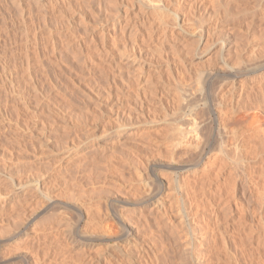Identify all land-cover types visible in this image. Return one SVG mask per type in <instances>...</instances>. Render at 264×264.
Here are the masks:
<instances>
[{
  "label": "rangeland",
  "instance_id": "1",
  "mask_svg": "<svg viewBox=\"0 0 264 264\" xmlns=\"http://www.w3.org/2000/svg\"><path fill=\"white\" fill-rule=\"evenodd\" d=\"M119 1L120 2H118V3L120 5L122 3V5L120 7H118V9H116L118 11H116V10L115 11L119 12V10L121 9L120 13H116L113 10L116 7L115 4H117V6H119V5H118L117 1H115L116 3H114L112 5L111 4V2H113L112 0H108V1L107 0H0V205H1L0 206L1 207V211H0V264H37V262H39L38 264H78L77 262L79 261V259H81V255L88 254V252L91 255L90 259H92V261L94 262L99 258V255H97V252H99L98 251L100 249L99 247H101L100 243L97 242L98 245L95 244L96 246L95 247L93 246L92 248L89 246H86V245L83 246L79 243L69 244V242H70L69 241L70 231L68 233V231H66V230L67 229L72 230L71 235L74 238H77L78 236L84 235V233L87 231L85 233V236L89 238V237L93 236L92 234L95 235V233L98 231V228L100 227L101 224H104V223L109 221V220L107 221V218L110 219V221L114 220L113 223L118 225L117 220L113 218L114 215L112 216V214L117 212L118 209H119L118 211H122L125 213L128 212L127 215L126 214L125 215L127 216V221L130 217L128 222L129 223L131 222L132 226H133V222H134V226H135V222H136V224L138 222L139 225L142 222H144L145 224L144 223L143 224L145 226L146 222L144 220L145 218L143 215L146 212L149 214V212L151 210V212H150L151 214L146 215L147 214L146 213L145 215L148 218H150L147 222L151 223L154 219V221L151 223V225L154 228L152 226H150V223H149L148 225L151 228H149V226L147 227V225H146L145 227L147 228V230L144 229L142 231L141 228H142L143 224L140 226L141 230L140 229L138 230V228H139L138 224H137V227L136 226L134 227V229L135 228H137V229H135V230L132 229L133 235L136 238V240L138 241L140 248L142 249L141 251H139V252H141V254L138 253V255H137V250H136L137 247L134 244L130 245V249L131 250L133 249V251H134L132 253L135 256V258L133 255H132V257L134 258V260L137 261V263L139 262V264H144V263L148 264L149 262H152V261H154L156 263L160 262V263L166 264V262L168 260H169V262L173 261L174 264H179L178 261H181V259L183 260L184 258H186L190 254V253H188V255H186L187 253L184 251L185 250L184 245H185V243H187V240H189L188 237H190V235H191L190 234V223H189V221L190 222L195 221V224L198 227L200 226L201 227V228L199 227L200 229H203L205 227L204 226L205 222H202V220L203 221L206 220L208 217L207 215H209L210 213H212L215 210H217V213H220L219 215L222 218V220L219 217V222H221V223L218 224L215 221V222H213L214 226H216L217 229H219L218 225H221V227H227L229 233L233 232L235 229L234 232L237 233L236 236H238V238L236 239V243H239V245H241L242 249L240 248L239 245L237 246L234 242L233 243L235 245L233 243H231L232 242L231 241V242H229L230 247H226L229 251L223 246V244L222 245L217 244L220 248L223 247L222 250L223 249L227 250V252H224V250H223V251H221V253H220V251H218V253H219L218 254V253H216L217 252L216 242L213 241L214 243H212V239H209V240H211L210 241L211 243L208 241H207L208 242L207 244L205 243L206 246H203V248L205 249L204 251H206V250L212 251L211 249L215 248V253L214 252L210 253L209 251L204 252L205 255L209 253L208 255H211L210 257L212 258V259H210L211 261L207 260L208 262H206V264H213V263L214 264H223V263L224 264H233V262L235 264V261L238 258H239V263L241 260V262H242L241 264H247V263L250 264L252 259H253L252 260L253 264H261L262 262H264V260H263L264 259V235H262L263 237L261 236V234H264V223H262V221H264V212H263L264 211L263 210L264 209V191H263L264 190V187H263L264 186V183H263L264 182L263 181L264 180V177H263L264 176V151H263L264 150L263 149L264 148V143H263L264 134H262L260 132L259 136L258 137L256 136V139L253 137H251V139H249L250 136L249 137L245 136L246 138L247 137L248 138L245 139V137H244L242 139L246 146H244V148H241V150H242V152H241L240 149L236 147V143H235L236 139L233 136V134L231 133L228 136V138H226V141H225V144L227 142V144H226L227 147L225 146L226 148H224V149H226L225 150L226 152L228 151L227 154L228 153L230 154V155L228 154V156H230V157L227 159L224 158V156H222L223 154L221 155L222 152L218 151V149L215 148V146L219 145L221 142L219 140L221 135H219L220 136L219 138H213L210 141V143H208V145L206 146L207 148L205 149L204 154L202 155V161H201L200 165L197 167V169L194 168L195 160H193V159L196 158V155H195V152L193 149H183V148L174 149L173 147H170V145H172V142H174L176 139V138L173 139V135H174V137H177V132H175V130H177V128H178L177 125L181 124L180 120L182 119V117H184L190 111L189 108H187V107L184 108L186 106L184 104V103H186L185 102L186 98H184L185 96L183 94V91L186 89V91H190V92H188L189 94H192L195 91L194 93L199 96L198 97L199 98L198 103H199V105H201V109L205 108L206 110L207 109L209 110L210 107H212L213 102L215 103V99L218 97V95H220L224 92L226 93V92L231 91L230 93H228V95L232 96V94L235 92V89H233L232 86H230V84L232 85L234 80H235V83H237L236 84L237 90L234 94H235V96H237L238 93L240 94V90H241L240 88H241V86H243L240 84H243L242 80L245 77V71H242L243 73H238L239 72L238 70H234L233 72H235V74L237 76L236 78H233L232 76H230V72H228V71L224 72L226 75L223 74V72H222V76L218 77V79L216 77H214L215 79H214L213 83H212V80H213L212 79L211 82L209 80V81H207L208 83L203 82L200 84L197 81V77H199V76L200 77L202 76V77L208 79L210 73L221 74V72H219L218 70H214L216 67H218L217 65L220 61L219 56L216 55L217 54L216 51H218V49H219L218 44H217L218 46L216 44H215L216 46L215 45H213L214 47L212 46V49L214 51L211 50L210 52H208L209 51L208 50L205 54H202L201 50L200 51L198 50L199 52L194 51V58L192 59V58L186 56L187 59L185 58L186 61H184L183 59H184L185 52H182L183 51L182 49L184 47L183 42H181L180 45H177V44H179V42H177L176 48L178 50H182V51H179L180 53H178V55L182 53V55H180V56L183 58H179L180 60H182V62L180 60H178V55L175 54L176 53L175 51H177V50L175 48H174L175 51H172L174 49L170 50L171 45L170 46L166 45L169 47H165V50H167V48H169L167 50L169 54L174 52L173 55L174 56L176 55V56L175 57L173 56V57L176 59H174L173 57H172V59H170L171 57H169V56L167 57L166 55H169V54H166V51H165L163 53V55L165 54V56H161L163 58V60L160 59V56L158 58H156L157 59L156 60L155 59V57H156L155 56L156 55L155 44L156 43L153 40L154 37L152 39H149V37H147L146 35H143L144 32L140 33L141 29L142 28L144 29L145 26L142 24V21H141L142 15L139 14V13H141V11H138L139 10V8H138L139 3H137L136 1H132V0L131 1L127 0L128 2L125 0H122V2H121V0H119ZM239 1L241 2V0H237L238 4H239ZM247 1L243 0L242 2H244V3L241 2L242 4L240 3L239 5L242 6V8L244 9L246 7V5H243V4L248 3L247 8L249 6L251 8H254L253 10H251V9L250 10H251V12L255 11V13H256L255 16H253L252 13H250L251 15L245 14L248 11V10H246L247 9L246 8V9H244L245 13L243 12L240 15L241 16L240 19H242L241 20L242 26L237 22V20H235V21H232V23L230 25H227L228 27L226 26L229 30L227 28L222 29L220 27V33L222 34V36L224 34L222 39L228 40L227 43L229 44V46L231 48H233V50H234V48H236L235 46L238 45L237 48L239 47V44H240L239 40H242V37H243L244 41L242 40L241 42H245V43L244 44L241 43V44L244 47L241 49L242 46L240 44V46H241L240 49L241 50L245 49V50H243L241 52V51H239L240 50L239 49L238 51L241 52L240 54L243 57L245 56L244 58H246V60L249 59L248 60L249 62H246L244 60L243 64L249 65L251 63L250 61H252V60H250L251 57H249V54L251 55V54H253V52L255 53V51H258V49L264 48L262 46V45H264V34H263L264 33V18L261 17L262 14H261V16L259 14V13H261L259 10L261 5L264 6V3H263L264 0H260V1L259 0H257V1L256 0H247ZM125 2H127V3H125ZM123 3H125V4H123ZM258 3H260V4H258ZM107 4H108V6H107ZM109 4H110V6H109ZM111 6L113 7L112 11H111V8H112ZM243 6H245V7H243ZM127 8H129L128 9L129 12L126 11ZM258 10H259V12L257 13ZM114 12L116 13L117 16L115 15ZM135 12H138V13H135ZM134 14H135V16H134ZM110 15H113V16H111L112 17L111 19H110ZM252 16L254 17V19H252L253 18ZM127 18L128 19L132 18V19H130L131 21L129 20L130 21L129 23H128ZM255 18L256 19L258 18V19L255 20ZM106 19L109 21H107ZM119 19L122 22L121 25L126 27L125 30H123V33L120 32V31H122V27H121V25L119 26V23H118ZM124 19L126 22L124 21ZM136 22L140 23V26H138V24H135ZM249 22L251 24H252V22H254V23L252 25L250 24L251 25L250 26ZM115 23H118V24H115ZM125 23L128 25H125ZM237 23L240 25V26L238 25L239 28L237 26ZM134 24H135V26H134ZM221 24H222V22H221ZM131 25H132L133 29L131 28ZM222 25L224 26V24H222ZM128 26H130V27H128ZM137 26L139 28V32L137 31L138 33L136 35L137 29L135 30L134 28H137ZM229 26H231V27L236 26V27H234L235 29H233V28L231 29L232 32L233 31H235V32L232 33L230 30L231 27L229 28ZM247 26L248 27L250 26V30H251L250 31L248 28V31H249L248 34L246 33L247 32L246 31ZM240 27H242V28H240ZM243 28H245L246 30L244 29L245 32H244V30L242 32L247 34L248 35V36L246 35L247 37L245 36L244 33L240 34L241 31H238V30H241ZM129 29H130V31H129ZM255 29L257 30V32ZM258 30H259V32H258ZM114 31L115 32L117 31L118 33L120 32V35L117 32H116L117 33L116 34ZM221 31L224 33H222ZM227 31H228V34H226ZM236 31H237V33L239 32V34L243 35V36L240 38V36L236 33ZM110 32H111V34H110ZM130 32H132L133 34L132 33L129 34ZM251 32H252V35H254V33H255L257 40L254 37H253V39L250 38V37H252ZM102 34H104L105 36L104 35L102 36ZM26 35H28V36H26ZM113 35H115V36H113ZM130 35L131 36L133 35L132 36L133 38L130 37ZM142 35L144 37L146 36L145 39H147L149 41V43L147 40H145L143 38ZM226 35H228V36H226ZM116 36H117V38H116ZM119 36H120V38H119ZM121 36H123L124 38L123 37L121 38ZM261 36H263V37L260 38ZM111 37H113V39H116L117 41H115L114 43L110 42V41H114V40H112ZM235 37H236V39H238V42L236 41ZM244 37H245V39H244ZM118 38H119V40H118ZM228 38H231V39L233 38V39L230 40ZM102 39H103V41H102ZM123 39H125V40L127 39V41H125ZM132 39L133 40L136 39L137 43H135L136 40L134 42L130 41ZM142 40H145V41H142ZM247 41H250V42L247 43ZM116 42H118V45L116 44ZM119 42H122V44L120 43V45H119ZM125 42L126 43L128 42L129 44H131V46L133 47V50L128 51L126 48L132 49V47L131 46L129 47L128 43L125 46V44H126ZM138 43H139V45H137ZM54 44L56 45V47ZM113 44H115V45H113ZM142 45H144V46H142ZM151 45L154 46L155 48L154 47L152 48ZM38 46H40V47H38ZM114 46H116L119 51ZM122 46H124V48L126 47L125 53H124L123 49H121L122 52H120L119 48L120 47L122 48ZM179 46L182 49L181 48L179 49L178 48ZM229 46H227V47L230 48ZM143 47H144V49H143ZM216 47L218 49H216ZM54 48H56V49H54ZM101 48H102V50H101ZM108 48H110V50H108ZM237 48L235 49V51H237ZM52 49H54V50L52 51ZM137 49H139V50H137ZM103 50H105V51H103ZM106 50H108L109 52H107ZM114 50H115L116 54H114ZM37 51H38V53L40 51L41 54L39 53L40 54L39 55L37 53ZM132 51H133V54L136 55V57H137V54L139 56V53H140L139 51H142L141 52L142 54L140 53V56L137 57V60H136V57L135 58L133 57L134 55L132 54ZM154 51H155V54L153 56V54L151 55V53ZM235 51H234V53H235ZM118 52H120L121 54H124V55L120 56V53H118ZM128 52L131 54H128ZM148 52H150V53H148ZM36 54H38L39 57ZM118 54H119V56H118ZM125 54L128 56L125 57L126 56ZM149 54L153 57V60L151 59V56ZM235 54H234V56H235ZM214 55H216L218 58ZM122 56L124 58H121ZM130 56H132V58ZM231 56H232V54H231ZM141 57H143V58L141 59ZM205 58L207 60H203ZM262 58H260V59L264 60V57H262ZM165 59L167 61L169 59L170 60L167 62ZM173 59H174V61H173ZM208 59H210L211 64L208 62ZM213 59H215L214 61L216 62V64H214ZM257 59L259 60V58H257ZM110 60H111V62H110ZM149 60L150 61L152 60L153 63L150 62ZM160 60H162V62L165 60V62L162 63ZM171 60H172V62H171ZM146 61H148V63ZM155 61L158 62L157 63L158 65L157 64L155 65ZM197 61H198V63H197ZM107 62H109V63H107ZM133 62H134V64H133ZM206 62L208 63L207 64L208 66L211 65L210 68H207L208 66L206 65ZM143 63H144V65H143ZM150 63H152V64H151V66L150 65L148 66V68H149L148 69L147 65ZM186 63H188V64H186ZM194 63H195V65H194ZM247 63H249V64H247ZM122 65H124V66L126 65V67L123 66V68H122ZM140 65H142V67H145V69H146L143 83L137 82V78L139 76V71L141 70ZM177 65H178V68L176 67ZM189 65H191V66L189 67ZM183 66L186 68H184ZM198 66H200V68ZM204 67L207 69H203ZM107 68L108 69L110 68V69L108 70ZM125 68L128 70H125ZM164 68H167V69H164ZM182 68H184V69H182ZM194 68H196L197 70L196 69L194 70ZM137 69H140V70H137ZM158 69H160L159 72H158ZM178 69H179V71H178ZM185 69H186V71H185ZM198 69H199V71H198ZM154 70H155V72H154ZM163 70H164V73L162 72ZM130 71L133 74L130 75V73H131ZM194 71H196V72L194 73ZM124 72L126 74H124ZM181 72H182V74H180ZM242 74H244V75H242ZM125 75H126V77H125ZM158 75H160V76H158ZM134 76H135V78H134ZM166 76L167 77L169 76L168 77L169 79ZM175 76L178 78H176ZM127 77H128V79H127ZM130 77H132V78H130ZM145 78H147V79L145 80ZM187 78H189L190 81ZM156 79H158L160 81H158V83H157ZM132 81H134L135 83ZM145 81H147V82H145ZM151 81H153V83ZM155 81H156V83H155ZM181 81H182V83H181ZM170 82H174L175 84H173V83L170 84ZM178 82H180V83H178ZM191 82L192 83L194 82V84H192ZM220 82L223 85H221ZM184 83H185V85H184ZM177 84H179L180 86H178ZM217 84L219 86H217ZM136 85H138V86H136ZM172 85H175V86H172ZM190 85L192 88L190 87ZM135 86H136V88L134 89ZM149 86H151V88ZM138 87H139V89H138ZM143 88L145 91L143 90ZM169 88H170V90H169ZM214 88L215 89L217 88V89L215 90ZM256 88H257V86H255V88H253L254 89L253 91L251 89L249 91L252 93V94L251 93L249 94L253 97L252 100L254 101L257 99L256 101H254V104L257 106V107L255 106L256 108L253 106L254 104L250 102L251 97L250 96L247 97V100L248 101L250 100L249 102H250V104H252L254 109H257L258 107H260V105H261V107L264 106V98H263L264 95H260V94H264L263 93L264 89H260L259 86H258V88H259L258 90ZM171 89H172V91H171ZM178 89L181 90L182 92L179 91ZM231 89H233L234 91ZM149 90H151V91H149ZM162 90L163 91L166 90V91L163 92ZM217 90H218V92H217ZM261 90H262V92H261ZM161 91L163 93L162 94L163 96L160 95ZM177 91H178V93L179 92L180 93L178 94ZM128 92L131 95L128 94ZM136 92L138 93V95ZM144 92L145 93L147 92L146 95ZM173 92H176V93H173ZM215 93H216V95H215ZM175 94H177V95H175ZM180 94L181 95L183 94V97L178 96ZM257 94H258V96H257ZM139 95H141V96L139 97ZM148 96H151V97H148ZM155 96L157 97V99ZM214 96L216 98H214ZM261 96H262V99H261ZM152 97H154V98H152ZM159 97H161L162 99ZM254 97H256V98L254 99ZM180 98L182 99V102L180 101L181 100ZM143 99H144V101H142ZM178 99H180V100H178ZM238 99H239V97H238ZM238 99L236 98V100H238ZM131 100L134 104L131 102ZM168 100H170V101L168 102ZM172 100H173V102H172ZM262 100H263V104H262ZM136 102H138V103L136 104ZM260 102H261V104H260ZM131 103H132V105H131ZM140 103H142V104H140ZM171 103L173 104L174 107L172 106ZM146 104L148 105V107ZM149 104H150V106H149ZM176 105L178 106L179 110L177 107H175ZM141 106H142V108H141ZM165 106H167V107H165ZM159 107L162 109H160ZM136 109H138V110H136ZM158 109H160L162 112L160 110H159L160 111L159 112ZM166 109L168 112L165 111ZM183 110H184V112H183ZM164 111H165V113H164ZM181 111H182V114H180ZM243 112L238 114V116H237L238 118L233 117L234 119L233 118L231 119V122L233 120V122L231 123V126L234 123L232 127H235V129L239 128L238 129L239 131L243 130L242 129L244 127L243 124L245 122H247V121L244 122V120L248 119V116H247L248 111H243ZM166 113L168 116L166 115ZM172 113H174V114H172ZM178 113L180 114V116ZM245 113H246V115H245ZM154 115H156V116H154ZM164 115H166V116H164ZM243 115H245V116L243 117ZM239 116H240V118H239ZM164 117H166V119ZM169 118H171V119H169ZM173 118L175 119V121H173L174 120ZM237 119L239 120V122ZM118 120L119 121L121 120L122 122L120 121L121 122L120 123ZM116 121L118 122V124ZM236 121H237V123H236ZM140 122H142V123H140ZM235 123H236V125H235ZM172 124L173 125L176 124V126L175 125L173 126ZM237 125H238V127H236ZM245 126H246V123H245ZM167 128H169V129H167ZM146 131L148 133H146ZM139 132L140 133L142 132L143 136L144 135L145 136L143 137L142 134H140ZM175 134H176V136H175ZM260 135L262 138L260 137ZM142 137H143V139H142ZM145 137H147V138H145ZM231 137L233 139H231ZM133 139L138 140V142L136 140L133 141ZM123 140L124 141L127 140V142H125V144H124ZM139 140H141V141H139ZM170 140H173V141H170ZM246 140H247V142H246ZM217 141H218V144H216ZM256 141H258V142L256 143ZM261 141H262V143H261ZM229 142H230V146H229ZM147 143H149V144H147ZM259 143H260V145H259ZM135 144H136V146H135ZM164 144H166V145H164ZM209 144H210V146H209ZM233 144H235V145H233ZM257 144L259 146H257ZM113 148H114V150H113ZM218 148H220V146H218ZM251 148H253V149H251ZM214 149L217 150V152L214 151ZM224 149H223V152H224ZM95 150H96V152H95ZM237 150H239V151H237ZM212 151L216 152V156H215L216 165L213 166L214 165L213 164L212 165L213 168L211 167V168H209V170L207 169L208 171H206L205 168L208 166V163L214 160L215 154ZM230 151H233V152H230ZM156 152H158V153H156ZM184 152H186V153H184ZM242 153H243V155H242ZM172 154L174 155V157ZM217 154H219V157ZM232 154H234V156ZM237 155L239 158L241 157L240 159H242V161H244L243 163H241L242 165L240 163H239V165H241L246 172L248 171L247 173L245 171H243V168L241 166L239 167L237 162L240 160L237 157ZM239 155H241V156H239ZM252 156H253V158H252ZM92 157H94V158H92ZM175 157L177 160L175 159ZM161 158H162V161L164 160L163 163H165V164H169L170 162H173V160H174L173 163H174L175 167L183 168L179 171V175L182 176L179 178V180L182 181L181 186L183 189L177 185V183H176L177 178L176 177L174 178L171 175V170H166V169L162 168ZM220 158H222V159H220ZM146 159L149 161L148 162L145 161ZM235 159L238 161H236ZM79 162L80 163L83 162V163L80 164ZM225 163L227 165H225ZM76 164H78V165H76ZM82 164L84 167L86 166L87 168L85 167L86 168L85 169L82 166ZM218 164L220 166H222L223 169ZM243 164L245 167L243 166ZM256 166L257 167L259 166L260 168L259 167L257 168ZM69 167L70 168L72 167V168L70 169ZM73 167H75L76 169ZM214 167H215V169H217L218 167H219V169H221V170L217 169V170H219V174L221 173L219 176H215L214 173L215 172L218 173V172H217V170L214 169ZM81 169H82V171H81ZM204 169H205V171H204ZM83 170H87V171H83ZM260 170H261V173H263V174L260 173ZM258 171H259V173H258ZM65 172H67V173H65ZM79 172H86L87 174L90 175V177L88 175L86 176L85 175L86 173L85 174L81 173L84 175L83 176V175L79 174ZM91 172H92V174H91ZM203 173H205V174L203 175ZM246 175H247V178L245 177ZM73 176H75L76 178L73 179ZM155 176H158V177L164 176V180H165L166 184H167V182L170 184L172 182L171 185L167 184V188L164 191L166 198H168L165 200H166V207L168 209L167 212L169 213L168 214L169 218L167 216L165 218H163L164 215L158 216V214H156V212H155V208H154L155 206L153 205V202L150 200L144 206H142L143 213H144V214H142V216H141V214H139V212H134L135 208H133V206H131V205H127V206H124L126 208H122L123 205L120 203L119 200L124 198V196L128 195V197L129 196L131 197L130 199L134 198L133 200H131V201H134L135 199L142 198L141 196H139V195H142L141 192L143 194H146V192L149 191V188H151L150 190H153V187H156V189H159V184H158V181L156 180ZM84 177H87V178H84ZM68 178H70V179H68ZM217 178H218V180H216ZM250 178L253 179L252 182H251ZM72 179H73V181H72ZM207 179H209V180L211 179V180L209 181ZM213 179L216 181H213ZM254 179H256V180L254 181ZM203 180H204V182H203ZM169 181H171V182H169ZM227 181H229V182L227 183ZM145 182H146V184H145ZM207 183L213 184L211 187L214 186V183L215 184L216 183H220V184L223 183V185L224 184H226V186L229 185L228 187L231 186L230 187V189L232 188L231 190H228L229 188L225 186L226 187L225 188V194H226V192L229 191V193H227V195L229 197L227 195H225L227 198L226 201L230 200L229 198H231L230 202H225L226 206H225V204L222 205L223 204L222 202L221 203L217 202L218 200L216 201L217 204L214 202V205H213L212 204L213 202H212L211 203L212 206L209 204L210 202H205L207 200L215 201L216 198L213 195H216L218 197V194L217 193L215 194L214 191L213 192L208 191V189L211 187H209L210 184L208 185ZM258 183H259V185H258ZM150 184L153 186H149ZM232 184L235 186H233ZM155 185H157V186H155ZM253 185H254V187H253ZM143 186H145V188H146L145 191H144L145 188ZM190 187H192V188L190 189ZM202 187L207 192L206 198H205V193H203L204 190ZM261 187H263V188H261ZM30 188H31V190H30ZM32 188H34V189H32ZM67 188H68V190H67ZM117 188L120 190L117 191L118 190ZM147 188H148V190H147ZM171 188H172V190H171ZM196 188L198 189V191L194 192V191H196ZM69 189L71 190L70 194H68ZM105 189H108V190H106V193H105ZM126 190H127V192H125ZM191 190H192V192H191ZM120 191H122V192H120ZM45 192H48L49 194H51V196L53 195L52 198L55 201L54 205L52 206L53 210L50 209L48 211V209H46L49 201L46 200V198L44 197ZM73 192H75V193L73 194ZM108 192L112 195V196L110 195L111 197L109 196ZM103 193L105 194V196ZM119 193H121V194L125 193L126 195L125 194L121 195ZM257 193H260V194H258L259 195L258 197L256 195ZM135 194H136V197L134 196ZM33 195H34V197H32ZM69 195H71V196L69 197ZM184 195H186V198ZM201 195H203V196L201 197ZM175 196H177V198ZM64 197H66V199ZM68 197H69V199H68ZM104 197H106V198H104ZM120 197H122V198L120 199ZM210 197H214V199L212 198V200H210L211 199ZM71 198H73L72 199L73 201L72 200L70 201ZM76 198L80 201V204L83 207L77 206L79 204L75 205V203L78 201ZM199 199L202 200V201L200 200L201 203L197 202V201H199ZM104 201L105 202L107 201V202L105 203ZM37 202L38 203L40 202L41 204L40 203H39L40 205L36 204ZM235 202H238V203H235ZM103 203H105L106 205ZM198 203H199V205H198ZM33 204H35L36 206L34 207ZM235 204H238L241 207L240 206L236 207ZM104 205H105V207H103ZM206 205H207V207L208 206L209 207L207 208ZM88 206H89V208H88ZM229 206H231V207L228 208ZM31 207H32V209H31ZM54 207H57V208H54ZM78 207H80V209ZM84 207L87 209L85 210ZM202 207H204V208H202ZM3 208H5V209H3ZM102 208H103V210H102ZM105 208L107 210H105ZM138 208H141V207H138ZM54 209H56V211ZM76 209H78V210H76ZM98 209H99V211L100 210L101 211L99 212ZM153 209H154V211H153ZM170 209L172 210V212L173 211L174 212L172 213ZM213 209H215V210H213ZM259 209H260V211H259ZM145 210H146V212H145ZM208 210H210V211H208ZM227 210H229V212ZM30 211H32V212H30ZM34 211H35V213H33ZM105 211H107V212L109 211L111 215L109 214V212L108 213L106 212V214H105ZM83 212H85L86 214ZM187 212H189V214ZM195 212L197 214H195ZM30 213L31 214L33 213L34 215L32 214V216H31ZM52 213H55V214H52ZM227 213H228L229 217H228ZM100 214L101 215L105 214V216L101 217ZM152 214L155 215V217ZM191 214L192 215L194 214V215L192 216ZM202 214H204V215H202ZM205 214L207 217L205 216ZM75 215H76V217H75ZM86 215H88V216H86ZM128 215H130V216H128ZM188 215H189V218H188ZM224 215H227V217H225ZM89 216L92 217L91 220L89 219L90 218ZM100 217H101V219H99ZM131 217H133V218L131 219ZM158 217L159 218L161 217V219H160L161 221L158 219H156V221H155V218H158ZM141 220H143V221H141ZM157 220H158V222H157ZM90 221H92V222H90ZM98 221H99V223H98ZM140 221H141V223H139ZM170 221H171V223H170ZM96 222L98 223V225H96ZM102 222H104V223H102ZM156 222L161 224V226H159V224H157ZM162 223L163 224L166 223L165 224L166 226L163 225ZM172 223H173V225H172ZM167 225H168V228H167ZM95 226H98V227H95ZM156 226L162 227L164 229V232H163L162 228H160V231H159V229H157ZM174 226H176V228ZM248 228H249V230H248ZM88 229H90V230H88ZM94 229H96V231H94ZM154 229H157L159 231L158 232L156 230V232H158V234L156 232H154L155 231ZM251 229H253V230H251ZM136 230H138V231H136ZM172 230H173V232H172ZM177 230H178V233L175 232ZM89 231H91V232H89ZM93 231H94V233H93ZM150 231H152V233H150ZM222 231H224V230H222ZM64 232H65V234H64ZM134 232H136V233H134ZM240 232H242V233H240ZM259 232H260V234H259ZM90 233H92V234H90ZM154 233H155V235H157V239L159 237L161 239H163L164 237L165 238L169 237V238H166V239L164 238V240L160 241V238L158 240L156 238H154V237H156L154 235ZM160 233H162V236ZM163 233H165V234H163ZM96 234H98V232ZM184 234H186V235H184ZM239 234H240V236H239ZM163 235H164V237H163ZM231 235H232V233L229 234L228 237H231ZM249 235H251V237ZM185 236H188V237H185ZM256 236H257V238H256ZM242 237L244 238L243 241H241ZM151 238L154 240H150ZM184 238L185 239L187 238V239L185 240ZM259 238H260V240H258ZM142 239H145L146 242ZM219 239L222 240L221 238H219ZM219 239H218V241H219ZM147 240L149 242L150 241L151 242L148 243ZM176 240H178V241L176 242ZM229 240H231V239H229ZM152 241H154L155 244H157L159 242L163 243L164 241H166V243L164 242V244H162V245L157 244V246H156ZM156 241H158V242L156 243ZM261 241H263V243ZM171 242H172V246H169V248H168V245L169 244L171 245ZM219 243H220V241H219ZM221 243H223V242L221 241ZM112 244H114V242ZM165 244H166V246H165ZM160 245L163 246V248L160 247ZM236 246L239 248H237ZM153 247H154V249L152 250ZM157 247H160L161 249L160 248L158 249ZM166 247H167L168 251H167ZM235 247H236V249H235ZM209 248H211V249H209ZM169 249L172 251H170ZM157 250L159 252H160V250H161V252L167 251V252H164L167 254V256L170 252L169 257H167L166 254H164V255H163V253L161 254V252H160L159 257L162 258L161 260L163 261V262H161V260L158 259L159 257H158V254L156 253V252H158ZM111 251L115 252V250H113V249ZM175 251H177V252H175ZM153 252H155V253H153ZM229 252H232V253H229ZM174 253H175V255H174ZM153 254H155V255H153ZM160 254L163 256H160ZM178 254H179V256H178ZM214 254L217 257H219V255H220L221 257H219V260L223 259V261L221 260L220 263H217L219 261L217 260L218 258L215 259L216 257L212 256ZM230 254H232V255H230ZM251 254L253 257H251ZM253 254H255L256 256ZM149 255H150V257H149ZM116 256L119 258L120 254H117ZM155 256H156V259L154 258ZM227 256H230V257H228L229 259L226 258ZM234 256L236 258L237 257L238 258L236 259ZM244 256H246V258ZM257 256H258V258H257ZM77 257L78 258L80 257V258L77 259ZM166 257L169 259H164ZM170 257L171 258L173 257L172 258L173 260ZM189 257L190 258H186L183 261H186L188 263L187 259H190V261L188 263V264H190L191 263V256L189 255ZM232 257H234V259H232ZM148 258H151V259H148ZM249 258L251 260H248ZM256 258H257V260H256ZM13 259L15 261H12ZM177 259H178V261H177ZM142 260H144L145 262ZM247 260L249 262H247ZM258 260L262 261V262L258 263L259 262ZM140 261L144 262V263H140ZM183 261L180 263L183 264ZM154 262H152V264ZM156 263H154V264H156ZM160 263H158V264H160ZM172 263H170V264H172Z\"/></svg>",
  "mask_w": 264,
  "mask_h": 264
},
{
  "label": "bare ground",
  "instance_id": "2",
  "mask_svg": "<svg viewBox=\"0 0 264 264\" xmlns=\"http://www.w3.org/2000/svg\"><path fill=\"white\" fill-rule=\"evenodd\" d=\"M108 1V0H107ZM113 2H111V4L113 5L114 3H116L115 1H117V3L118 2H120L119 0H112ZM125 1H127V0H125ZM129 1V0H128ZM127 1V2H128ZM131 1V0H130ZM132 1H136L137 3H139V5H138V8H139V10L138 11H141V13H139V14H141L142 15V18H141V21H142V24L145 26V28L142 30L141 29V31H140V33H143V35H146L147 37H149V39H152L153 37H154V42L156 43L155 44V47L154 46H152V48L154 47L155 48V50H156V57H155V59L156 58H158L159 56H160V59H162L163 60V58L161 57V56H165V54L163 55V53L166 51V54H169L168 53V49L169 48H167V50H165V47H169L170 45V50H172V49H176L177 51H175V49L174 50H172V51H175L176 53L175 54H177L178 55V53H180L179 51H182V52H185V54H184V61H186V59H187V57H190V58H194V51H202L201 53L202 54H205L208 50V52H210L211 50H213L212 49V46L213 45H217L218 46V48L216 47V49H218V51H216L217 52V54L216 55H218L219 56V58H220V61H219V63H218V67H216L214 70H218L219 72H221V74H214V73H210V75H209V77H208V79H206V78H204V77H197V81L201 84V83H203V82H207V81H209L210 80V82H211V80H212V83H213V81H214V77H216L217 79H218V77H220V76H222V72H223V74H225L224 72H226V71H228V72H230V76H232L233 78H236L237 76H236V74H235V72H233L234 70H238L239 72L238 73H243L242 71H245V77H244V79L242 80V83L243 84H240V85H243V86H241V90H240V94L238 93V97H239V99H238V97L237 96H235V92H236V90H237V87H236V84L237 83H235V80L233 81V84L231 85L230 84V86H232V88L233 89H235V92L232 94V96H229L228 95V93H230V92H224V93H222V94H220V95H218V97L216 98L215 96H214V98H216L215 99V103L213 102V105H212V107H210V109L208 110H206L205 108H203V109H201V105H199V96L198 95H196L193 91V93L192 94H189L188 92H190V91H186V89L183 91V94H184V98H186L185 99V102L186 103H184L185 105V107L184 108H189V113L188 114H186L184 117H182V119L180 120V125H177V130H175V132H177V137H174V135H173V139H175V141L174 142H172V145H170V147H173L174 149H181V148H183V149H193L194 150V152H195V155H196V158L195 159H193V160H195V163H194V168L195 169H197V167L200 165V163H201V161H202V155L204 154V151H205V149L207 148L206 146L208 145V143H210V141L213 139V138H219L220 136L219 135H221V137L219 138V140L221 141L220 142V144L219 145H216L215 146V148H217L218 149V151H220V152H222L221 153V155L222 156H224V158H229L230 156H228V154H227V152L225 151L226 149H224V148H226L227 146H226V144H227V142H226V144H225V141H226V138H228V136L232 133L233 134V136L235 137V143H236V147L237 148H239L240 149V151L242 152V150H241V148H244V146H246L245 145V143H244V141L242 140L245 136H250L249 137V139H251V137H253V138H255L256 139V136L258 137L259 136V133L261 132L262 134H264V106L263 107H261V105H260V107H258L257 109H254V107L256 106L255 104H254V101H256V100H252V96L251 95H249L251 92H249L250 91V89L253 91L254 89L253 88H255V86H257V90L259 89L258 88V86L260 87V89H264L263 87H264V60H262L263 58L262 57H264V45H262L263 47V49H258V51H255V53L253 52V54H249V57H251L250 58V60H254L253 62L252 61H250L251 63L249 64V63H247V64H249V65H246V64H243L244 63V60L246 61V62H249L248 60H246V58H244L240 53L243 51V50H245V49H243V50H241L244 46L241 44V43H245V42H241L242 40H243V35H240V34H242V33H244L245 32V30L247 31L246 33L248 34V28H249V30H250V26L254 23V22H252V24L249 22V27L247 26V28L245 29V28H243V29H241V30H238V31H241V33L239 34V32L237 33V31H236V33L240 36V38L242 37V40H239L240 42V44H241V46H240V44H239V47L237 48V46H235L236 48H237V51H235V49L236 48H234V50H233V48H231L230 46H229V44L227 43V41L228 40H224V39H222V37L224 36V34H223V36H222V34L220 33V27L222 28V29H225V28H227L228 26L227 25H230L231 23H232V21H235V20H237V22L241 25V23H242V19H240V15L245 11L244 9H246L247 8V4H243V5H246V7L245 6H243V7H245L244 9L242 8V6H240L239 4L243 1V0H241V2L239 1V4H238V2H237V0H132ZM247 1V0H246ZM257 1V0H256ZM260 1V0H259ZM121 2H122V0H121ZM127 2H125V3H127ZM248 2V1H247ZM125 3H123V4H125ZM242 3H244V2H242ZM241 3V4H242ZM246 3V2H245ZM264 3V2H263ZM258 4H260V3H258ZM118 5L119 6H117V4H115V6L117 7H115V9H113V7L111 8V11H112V9L115 11L116 9H118V7H120L121 5H122V3H121V5L118 3ZM128 5V4H127ZM252 5V4H251ZM107 6H108V4H107ZM109 6H110V4H109ZM124 6V5H123ZM254 6V5H253ZM110 8V7H109ZM131 8V7H130ZM256 8V7H255ZM259 8V7H258ZM129 8H127V12H129V10H128ZM253 10L254 8H251L250 6L246 9V10H248L245 14H250V13H252V15L253 16H255V11L254 12H251V10ZM257 9V8H256ZM124 10V9H123ZM250 10V11H249ZM260 12L261 13H259L260 14V16H261V14H262V18H264V6H262L261 5V7H260ZM259 10L257 11V13L259 12ZM116 11H118V10H116ZM115 11V12H116ZM114 12V13H115ZM121 12V9L119 10V12H116V13H120ZM113 13V12H112ZM116 13H115V15H116ZM124 13V12H123ZM122 13V14H123ZM135 13H138V12H135ZM138 14V15H139ZM114 15V14H113ZM113 15H110V19L112 18L111 16H113ZM114 15V16H115ZM125 15V14H124ZM123 15V16H124ZM127 15V14H126ZM251 15V14H250ZM117 16V15H116ZM120 16V15H119ZM134 16H135V14H134ZM137 16V15H136ZM252 16V17H253ZM107 17V16H106ZM140 17V16H139ZM244 17V16H243ZM120 18V17H119ZM125 18V17H124ZM259 18V17H258ZM257 18V19H258ZM128 19V18H127ZM126 19V20H127ZM130 19H132V18H130ZM130 19H128V23L131 21ZM138 19V18H137ZM252 19H254V17L252 18ZM251 19V20H252ZM256 18H255V20H257ZM107 20V19H106ZM130 20V21H129ZM136 20V19H135ZM248 20V19H247ZM250 20V19H249ZM107 21H109V20H107ZM120 21V22H119ZM119 21H118V23H119V26L121 25V20L119 19ZM124 21H125V19H124ZM139 21V20H138ZM253 21V20H252ZM115 22V21H114ZM126 22V21H125ZM221 22H222V24H224V26L221 24ZM118 23H115V24H118ZM237 23V26L239 25ZM244 23V22H243ZM259 23V22H258ZM262 23V22H261ZM135 24H138V26H140V23H135ZM135 24H134V26H135ZM257 24V23H256ZM260 24V23H259ZM125 25H128V24H126L125 23ZM234 25V24H233ZM239 25V26H240ZM245 25V24H244ZM243 25V26H244ZM255 25V24H254ZM253 25V26H254ZM138 26H137V28H134L135 30H136V35H137V33L139 32V28H138ZM227 26V27H226ZM239 26H238V28H239ZM242 26V25H241ZM115 27V26H114ZM121 27H122V31H120V32H122L123 33V30H125V26H122L121 25ZM128 27H130V26H128ZM127 27V28H128ZM231 26H229V28H230ZM234 27H236V26H234ZM234 27H231L230 28V30L233 28V29H235ZM131 28L133 29V27H132V25H131ZM240 28H242V27H240ZM260 28V27H259ZM262 28V27H261ZM115 29V28H114ZM131 29V30H132ZM228 29V28H227ZM245 29V30H244ZM104 30V29H103ZM109 30V29H108ZM121 30V29H120ZM229 30V29H228ZM244 30V32H242ZM256 30V29H255ZM262 30V29H261ZM105 31V30H104ZM119 31V30H118ZM129 31H130V29H129ZM138 31V32H137ZM224 31V30H223ZM251 31V30H250ZM101 32V31H100ZM109 32V31H108ZM115 32V31H114ZM117 32V31H116ZM115 32V33H116ZM120 32L118 33L119 35H120ZM133 32V31H132ZM132 32H130L129 34H131ZM135 32V31H134ZM222 32V31H221ZM230 32V31H229ZM231 32H232V30H231ZM233 32H235V31H233ZM232 32V33H233ZM256 32H257V30H256ZM258 32H259V30H258ZM25 33V32H24ZM102 33V32H101ZM104 33V32H103ZM116 33V34H117ZM221 35H220V34ZM222 33H224V32H222ZM263 33V32H262ZM261 33V34H262ZM110 34H111V32H110ZM114 34V33H113ZM133 34V33H132ZM135 34V33H134ZM226 34H228V31H227V33ZM245 34V33H244ZM247 34H245V36L247 35ZM257 34V33H256ZM260 34V35H261ZM264 34V33H263ZM262 34V35H263ZM104 34H102V36H103ZM139 35V34H138ZM142 35V36H143ZM231 35V34H230ZM251 35H252V32H251ZM254 35H255V33H254ZM254 35H252V37H250V38H252L253 39V37L256 39V35L254 36ZM26 36H28V35H26ZM105 36V35H104ZM113 36H115V35H113ZM124 36V35H123ZM123 36H121V38L123 37ZM133 36V35H132ZM131 35H130V37H132ZM135 36V35H134ZM140 36V35H139ZM138 36V37H139ZM146 36L144 37L143 36V38L145 39L146 38ZM226 36H228V35H226ZM237 36V35H236ZM238 36V37H239ZM248 36V35H247ZM246 36V37H247ZM136 37V36H135ZM134 37V38H135ZM259 37V36H258ZM257 37V38H258ZM263 36H261L260 38H262ZM112 38V40H114V41H110V42H115V41H117L116 39H113V37H111ZM115 38V37H114ZM116 38H117V36H116ZM119 38H120V36H119ZM119 38H118V40H119ZM124 38V37H123ZM133 38V37H132ZM227 38V37H226ZM228 39H230V40H232L231 38H228ZM235 39H236V37H235ZM244 39H245V37H244ZM259 39V38H258ZM109 40V39H108ZM123 40H125V39H123ZM136 40V39H135ZM135 40H130V41H132V42H134ZM145 40H147V39H145ZM145 40H142V41H145ZM247 40V39H246ZM257 40V39H256ZM263 40V39H262ZM50 41V40H49ZM53 41V40H52ZM102 41H103V39H102ZM121 41V40H120ZM125 41H127V39L125 40ZM148 41V40H147ZM236 41L238 42V39H236ZM235 41V42H236ZM244 41V40H243ZM251 41V40H250ZM250 41H247V43L248 42H250ZM255 41V40H254ZM70 42V41H69ZM106 42V41H105ZM141 42V41H140ZM139 42V43H140ZM177 42H179V44H177ZM181 42H183V49L179 46L178 48L180 49H182V50H178L176 47V44L177 45H180V43ZM51 43V42H50ZM55 43V42H54ZM102 43V42H101ZM120 43L122 44V42H119V45H120ZM126 43V42H125ZM124 43V44H125ZM128 43V42H127ZM127 43L125 44V46L127 45ZM135 43H137V40L135 41ZM139 43L137 44V45H139ZM148 43H149V41H148ZM232 43V42H231ZM252 43V42H251ZM258 43V42H257ZM116 44L118 45V42H116ZM236 44V43H235ZM238 44V43H237ZM255 44V43H254ZM262 44V43H261ZM35 45V44H34ZM55 45V44H54ZM104 45V44H103ZM113 45H115V44H113ZM112 45V46H113ZM116 45V46H117ZM154 45V44H153ZM166 45H169V46H166ZM215 45V46H216ZM251 45V44H250ZM48 46V45H47ZM116 46H114V47H116ZM128 46L130 47L131 46V44H129L128 43ZM136 46V45H135ZM142 46H144V45H142ZM227 46H229L230 48H228ZM247 46V45H246ZM245 46V47H246ZM37 47V46H36ZM38 47H40V46H38ZM53 47V46H52ZM55 47H56V45H55ZM97 47V46H96ZM103 47V46H102ZM109 47V46H108ZM113 47V48H114ZM118 47V46H117ZM116 47V48H117ZM132 47V46H131ZM214 47V46H213ZM240 47H241V49H240ZM50 48V47H49ZM112 48V49H113ZM126 48V47H125ZM125 48H124V46H122V48L120 47L119 49H120V52H122V50L121 49H123V51H124V53H125ZM135 48V47H134ZM139 48V47H138ZM141 48V47H140ZM28 49V48H27ZM46 49V48H45ZM54 49H56V48H54ZM54 49H52V51L54 50ZM97 49V48H96ZM128 51L129 50H133V47H132V49L130 48V49H128V48H126ZM143 49H144V47H143ZM151 49V48H150ZM215 49V50H216ZM240 49V50H239ZM253 49V48H252ZM251 49V50H252ZM101 50H102V48H101ZM108 50H110V48H108ZM108 50H106L107 52H109ZM117 50H118V48H117ZM116 50V51H117ZM126 50V51H127ZM135 50V49H134ZM137 50H139V49H137ZM136 50V51H137ZM169 50V51H170ZM241 51V52H239V51ZM45 51V50H44ZM99 51V50H98ZM103 51H105V50H103ZM119 51V50H118ZM153 51V50H152ZM171 51V52H172ZM198 51V52H199ZM214 51V50H213ZM212 51V52H213ZM234 51H235V53H234ZM102 52V51H101ZM106 52V53H107ZM120 52H118V53H120ZM140 53L142 52V51H139ZM251 52V53H252ZM37 53H38V51H37ZM39 53H40V51H39ZM38 53V54H39ZM45 53V52H44ZM135 53V52H134ZM140 53H139V56H140ZM148 53H150V52H148ZM174 53V52H173ZM173 53H171V54H169V55H166L167 57L169 56V57H171L170 59H172V57L174 56L173 55ZM235 54V56H234V54ZM38 54H36V55H38ZM41 54V53H40ZM39 54V55H40ZM101 54V53H100ZM113 54V53H112ZM114 54H116L115 53V50H114ZM128 54H131V53H129L128 52ZM132 54H133V51H132ZM142 54V53H141ZM153 54V56H154V54H155V51L154 52H152L151 53V55ZM215 54V53H214ZM231 54H232V56H231ZM39 55H38V57H39ZM45 55V54H44ZM121 55H124V54H121L120 53V56ZM126 55V54H125ZM134 55V54H133ZM145 55V54H144ZM150 55V54H149ZM150 55V56H151ZM180 55H182V53L181 54H179L178 55V60H180L179 58H183V57H181ZM216 55H214V56H216ZM35 56V55H34ZM103 56V55H102ZM117 56V55H116ZM118 56H119V54H118ZM128 55H126L125 57H127ZM138 56V54H137V57H139ZM176 56V55H175ZM174 56V57H175ZM180 56V57H179ZM187 56V57H186ZM131 58H132V56H130ZM134 58L136 57V55H134L133 56ZM137 57H136V60H137ZM148 57V56H147ZM173 57V58H174ZM209 57V56H208ZM217 57V56H216ZM215 57V58H216ZM121 58H124L123 56L121 57ZM120 58V59H121ZM143 57H141V59H142ZM166 58V57H165ZM186 58V59H185ZM211 58V57H210ZM218 58V57H217ZM235 58V59H234ZM248 58V57H247ZM257 58H259V60L257 59ZM260 58H262V59H260ZM98 59V58H97ZM129 59V58H128ZM150 59V58H149ZM151 59L153 60V57L151 56ZM167 59V58H166ZM165 59V60H166ZM169 59V60H170ZM174 59H176V58H174ZM174 59H173V61H174ZM189 59V58H188ZM144 60V59H143ZM150 61V62H152L153 63V61ZM157 60V59H156ZM159 60V59H158ZM162 60H160L161 62H162ZM165 60L163 61V62H165ZM168 60V61H169ZM191 60V59H190ZM189 60V61H190ZM198 60V59H197ZM203 60H207L206 58L205 59H203ZM202 60V61H203ZM215 59H213V62H214V64H216V62L214 61ZM218 60V59H217ZM257 60V61H256ZM167 61V60H166ZM167 61V62H168ZM177 61V60H176ZM181 62H182V60H180ZM101 62V61H100ZM110 62H111V60H110ZM147 63H148V61H146ZM160 62V63H161ZM162 62V63H163ZM171 62H172V60H171ZM180 62V63H181ZM191 62V61H190ZM208 62L210 63V59H208ZM212 62V61H211ZM212 62V63H213ZM103 63V62H102ZM107 63H109V62H107ZM152 63H150V64H148L147 65V68H148V66L150 65L151 66V64ZM158 62L157 61H155V65L157 64ZM159 63V64H160ZM170 63V62H169ZM197 63H198V61H197ZM116 64V63H115ZM114 64V65H115ZM133 64H134V62H133ZM142 64V63H141ZM186 64H188V63H186ZM208 63L206 62V65H207ZM211 64V63H210ZM104 65V64H103ZM109 65V64H108ZM127 65V64H126ZM126 65L124 66V65H122V68H123V66L124 67H126ZM137 65V64H136ZM143 65H144V63H143ZM158 65V64H157ZM174 65V64H173ZM194 65H195V63H194ZM202 65V64H201ZM105 66V65H104ZM110 66V65H109ZM113 66V65H112ZM121 66V65H120ZM128 66V65H127ZM169 66V65H168ZM191 65H189V67H190ZM208 66V65H207ZM211 66V65H210ZM210 66H208L207 68H210ZM107 67V66H106ZM129 67V66H128ZM137 67V66H136ZM140 67H141V70L140 69H137V70H140L139 71V76H138V78H137V82H139V83H143V81H144V77H145V71H146V69H145V67H142V65H140ZM177 68H178V65L176 66ZM184 67V66H183ZM188 67V68H189ZM195 67V66H194ZM199 68H200V66H198ZM197 67V68H198ZM103 68V67H102ZM105 68V67H104ZM114 68V67H113ZM156 68V67H155ZM176 68V69H177ZM184 68H186V67H184ZM184 68H182V69H184ZM207 68H203V69H207ZM214 68V67H213ZM212 68V69H213ZM108 69V68H107ZM106 69V70H107ZM110 69V68H109ZM108 69V70H109ZM121 69V68H120ZM119 69V70H120ZM149 69V68H148ZM164 69H167V68H164ZM171 69V68H170ZM181 69V68H180ZM196 68H194V70H195ZM125 70H128V69H126L125 68ZM135 70V69H134ZM159 70L160 69H158V72H159ZM193 70V69H192ZM197 70V69H196ZM169 71V70H168ZM167 71V72H168ZM172 71V70H171ZM175 71V70H174ZM178 71H179V69H178ZM182 71V70H181ZM184 71V70H183ZM185 71H186V69H185ZM188 71V70H187ZM190 71V70H189ZM198 71H199V69H198ZM126 72V71H125ZM124 72V74H126ZM128 72V71H127ZM131 72V71H130ZM154 72H155V70H154ZM163 73H164V70L162 71ZM166 72V73H167ZM196 71H194V73H195ZM129 73V72H128ZM151 73V72H150ZM165 73V74H166ZM170 73V72H169ZM190 73V72H189ZM237 73V72H236ZM131 74H133L132 72L130 73V75ZM180 74H182V72L180 73ZM186 74V73H185ZM153 75V74H152ZM161 75V74H160ZM160 75H158V76H160ZM178 75V74H177ZM195 75V74H194ZM226 75V74H225ZM241 75V74H240ZM242 75H244V74H242ZM151 76V75H150ZM186 76V75H185ZM253 76V77H252ZM125 77H126V75H125ZM167 77V76H166ZM169 77V76H168ZM167 77V78H168ZM171 77V76H170ZM176 77V76H175ZM191 77V76H190ZM130 78H132V77H130ZM134 78H135V76H134ZM148 78V77H147ZM147 78H145V80L147 79ZM151 78V77H150ZM166 78V79H167ZM176 78H178V77H176ZM127 79H128V77H127ZM165 79V78H164ZM163 79V80H164ZM169 79V78H168ZM181 79V78H180ZM187 79H189V78H187ZM186 79V80H187ZM192 79V78H191ZM195 79V78H194ZM126 80V79H125ZM152 80V79H151ZM155 80V79H154ZM157 80V83H158V81H160V80H158V79H156ZM172 80V79H171ZM170 80V81H171ZM174 80V79H173ZM127 81V80H126ZM149 81V80H148ZM177 81V80H176ZM180 81V80H179ZM189 81H190V79H189ZM132 82H134V81H132ZM145 82H147V81H145ZM144 82V83H145ZM150 82V81H149ZM152 83H153V81H151ZM175 82V81H174ZM174 82H170V84L171 83H173V84H175ZM186 82V81H185ZM216 82V81H215ZM129 83V82H128ZM135 83V82H134ZM155 83H156V81H155ZM168 83V82H167ZM178 83H180V82H178ZM181 83H182V81H181ZM188 83V82H187ZM192 83V82H191ZM208 83V82H207ZM151 84V83H150ZM192 84H194V82L192 83ZM220 84H221V82H220ZM132 85V84H131ZM153 85V84H152ZM156 85V84H155ZM178 86H180L179 84H177ZM184 85H185V83H184ZM197 85V84H196ZM221 85H223V84H221ZM136 86H138V85H136ZM136 86L134 87V89L136 88ZM172 86H175V85H172ZM182 86V85H181ZM189 86V85H188ZM193 86V85H192ZM198 86V85H197ZM217 86H219L218 84H217ZM150 88H151V86H149ZM187 87V86H186ZM190 87H191V85H190ZM195 87V86H194ZM213 87V86H212ZM262 87V88H261ZM163 88V87H162ZM171 88V87H170ZM170 88H169V90H170ZM173 88V87H172ZM175 88V87H174ZM180 88V87H179ZM185 88V87H184ZM183 88V89H184ZM189 88V87H188ZM192 88V87H191ZM196 88V87H195ZM229 88V87H228ZM133 89V90H134ZM138 89H139V87H138ZM141 89V88H140ZM182 89V90H183ZM215 89V88H214ZM213 89V90H214ZM217 89V88H216ZM215 89V90H216ZM220 89V88H219ZM233 89H231V90H233ZM143 90H144V88H143ZM155 90V89H154ZM164 90V89H163ZM162 90V91H163ZM167 90V89H166ZM165 90V91H166ZM177 90V89H176ZM179 90V89H178ZM188 90V89H187ZM228 90V89H227ZM239 90V89H238ZM139 91V90H138ZM137 91V92H138ZM145 91V90H144ZM149 91H151V90H149ZM162 91H161V93H160V95H162L163 93H162ZM165 91H163V92H165ZM171 91H172V89H171ZM179 91H181V90H179ZM226 91V90H225ZM229 91V90H228ZM234 91V90H233ZM256 91V90H255ZM131 92V91H130ZM135 92V91H134ZM136 92V93H137ZM182 92V91H181ZM217 92H218V90H217ZM216 92V93H217ZM261 92H262V90H261ZM260 92V93H261ZM21 93V92H20ZM139 93V92H138ZM138 93H137V95H138ZM145 93V92H144ZM147 93V92H146ZM146 93H145V95H146ZM156 93V92H155ZM172 93V92H171ZM173 93H176V92H173ZM177 93H178V91H177ZM180 93V92H179ZM178 93V94H179ZM216 93H215V95H216ZM264 93V92H263ZM128 94H130L129 92H128ZM140 94V93H139ZM142 94V93H141ZM169 94V93H168ZM183 94L181 95H178V96H182L183 97ZM252 94V93H251ZM254 94V93H253ZM21 95V94H20ZM131 95V94H130ZM133 95V94H132ZM143 95V94H142ZM144 95V96H145ZM148 95V94H147ZM154 95V94H153ZM159 95V94H158ZM175 95H177V94H175ZM213 95V94H212ZM248 95V96H247ZM256 95V94H255ZM254 95V96H255ZM260 95H264V94H260ZM141 95H139V97H140ZM157 96V95H156ZM155 96V97H156ZM163 96V95H162ZM161 96V97H162ZM166 96V95H165ZM170 96V95H169ZM251 97V103H253L254 105V107L252 106V104H250V102L247 100V97ZM257 96H258V94H257ZM136 97V96H135ZM148 97H151V96H148ZM158 97V96H157ZM157 97H156V99H157ZM161 97H159V98H161ZM174 97V96H173ZM210 97V96H209ZM260 97V96H259ZM138 98V97H137ZM142 98V97H141ZM145 98V97H144ZM152 98H154V97H152ZM236 98L238 99V100H236ZM256 97H254V99H255ZM264 98V97H263ZM130 99V98H129ZM146 99V98H145ZM149 99V98H148ZM155 99V100H156ZM162 99V98H161ZM169 99V98H168ZM181 99V98H180ZM180 99H178V100H180ZM261 99H262V96H261ZM23 100V99H22ZM136 100V99H135ZM138 100V99H137ZM154 100V99H153ZM184 100V99H183ZM214 100V99H213ZM259 100V99H258ZM142 101H144V99L142 100ZM141 101V102H142ZM170 100H168V102H169ZM181 102H182V99L180 100ZM253 101V102H252ZM260 101V100H259ZM129 102V101H128ZM131 102H132V100H131ZM162 102V101H161ZM172 102H173V100H172ZM178 102V101H177ZM24 103V102H23ZM133 103V102H132ZM132 103H131V105H132ZM138 102H136V104H137ZM143 103V102H142ZM142 103H140V104H142ZM167 103V102H166ZM134 104V103H133ZM168 104V103H167ZM170 104V103H169ZM172 104V103H171ZM180 104V103H179ZM257 104V103H256ZM260 104H261V102H260ZM262 104H263V100H262ZM147 105V104H146ZM258 105V104H257ZM149 106H150V104H149ZM162 106V105H161ZM172 106H173V104H172ZM171 106V107H172ZM183 106V105H182ZM259 106V105H258ZM137 107V106H136ZM140 107V106H139ZM147 107H148V105H147ZM165 107H167V106H165ZM170 107V106H169ZM168 107V108H169ZM174 107V106H173ZM172 107V108H173ZM175 107H177L178 108V106L176 105ZM206 107V106H205ZM257 107V106H256ZM255 107V108H256ZM141 108H142V106H141ZM140 108V109H141ZM160 108V107H159ZM176 108V109H177ZM183 108V109H184ZM207 108V107H206ZM139 109V108H138ZM138 109H136V110H138ZM149 109V108H148ZM160 109H162V108H160ZM160 109H158V111L160 110ZM157 110V109H156ZM175 110V109H174ZM178 110H179V108H178ZM161 111V110H160ZM159 111V112H160ZM166 112H168L167 111V109L165 110ZM165 111H164V113H165ZM243 111H248V114H247V116H248V119L247 120H244V122L245 121H247V122H245L246 123V126H245V123L243 124L244 125V127L242 128L243 130H238L239 128H236L235 129V127H232L233 126V124H232V126H231V123L233 122V120H232V122H231V119L234 117H237L238 116V114H240L241 112H243ZM158 112V113H159ZM162 112V111H161ZM174 112V111H173ZM183 112H184V110H183ZM163 113V114H164ZM244 113V112H243ZM162 114V115H163ZM172 114H174V113H172ZM171 114V115H172ZM179 114V113H178ZM180 114H182V111H181V113ZM180 114H179V116H180ZM144 115V114H143ZM166 115H167V113H166ZM166 115H164V116H166ZM245 115H246V113H245ZM245 115H243V117L245 116ZM154 116H156V115H154ZM153 116V117H154ZM168 116V115H167ZM158 117V116H157ZM120 118V117H119ZM125 118V117H124ZM143 118V117H142ZM165 119H166V117H164ZM168 118V117H167ZM233 118V119H234ZM238 118V117H237ZM239 118H240V116H239ZM121 119V118H120ZM169 119H171V118H169ZM174 119V118H173ZM172 119V120H173ZM101 120V119H100ZM117 120V119H116ZM122 120V119H121ZM120 120V121H121ZM124 120V119H123ZM144 120V119H143ZM168 120V119H167ZM238 120V119H237ZM119 121V120H118ZM119 121V122H120ZM131 121V120H130ZM129 121V122H130ZM173 121H175V119L173 120ZM117 122V121H116ZM122 122V121H121ZM120 122V123H121ZM127 122V121H126ZM125 122V123H126ZM128 122V123H129ZM136 122V121H135ZM134 122V123H135ZM238 122H239V120H238ZM241 122V121H240ZM115 123V122H114ZM138 123V122H137ZM140 123H142V122H140ZM236 123H237V121H236ZM236 123H235V125H236ZM117 124H118V122H117ZM178 124V123H177ZM123 125V124H122ZM132 125V124H131ZM135 125V124H134ZM167 125V124H166ZM170 125V124H169ZM168 125V126H169ZM173 125V124H172ZM175 126H176V124H174ZM173 125V126H174ZM241 125V124H240ZM242 125V126H243ZM114 126V125H113ZM117 126V125H116ZM115 126V127H116ZM119 126V125H118ZM171 126V125H170ZM236 127H238V125L236 126ZM131 128V127H130ZM172 128V127H171ZM167 129H169V128H167ZM175 129V128H174ZM173 129V130H174ZM168 131V130H167ZM135 132V131H134ZM105 133V132H104ZM119 133V132H118ZM140 133V132H139ZM146 133H148L147 131H146ZM152 133V132H151ZM168 133V132H167ZM171 133V132H170ZM140 134H142V132L140 133ZM139 134V135H140ZM261 134V135H262ZM147 135V134H146ZM151 135V134H150ZM261 135H260V137H261ZM142 136H143V134H142ZM145 136V135H144ZM143 136V137H144ZM153 136V135H152ZM175 136H176V134H175ZM141 137V136H140ZM143 137H142V139H143ZM247 137V138H248ZM145 138H147V137H145ZM172 138V137H171ZM230 138V137H229ZM246 137H245V139H247ZM262 138V137H261ZM264 138V137H263ZM149 139V138H148ZM231 139H233L232 137H231ZM248 139V140H249ZM128 140V139H127ZM127 140L126 141H124V144H125V142H127ZM134 140H136V139H133V141ZM162 140V139H161ZM164 140V139H163ZM167 140V139H166ZM218 140V141H219ZM253 140V139H252ZM132 141V140H131ZM137 142H138V140H136ZM139 141H141V140H139ZM148 141V140H147ZM169 141V140H168ZM167 141V142H168ZM170 141H173V140H170ZM218 141L216 142V144H218ZM228 141V140H227ZM231 141V140H230ZM251 141V140H250ZM249 141V142H250ZM115 142V141H114ZM120 142V141H119ZM122 142V141H121ZM144 142V141H143ZM246 142H247V140H246ZM253 142V141H252ZM258 141H256V143H257ZM123 143V142H122ZM146 143V142H145ZM152 143V142H151ZM160 143V142H159ZM213 143V142H212ZM261 143H262V141H261ZM263 143H264V140H263ZM118 144V143H117ZM121 144V143H120ZM133 144V143H132ZM147 144H149V143H147ZM146 144V145H147ZM171 144V143H170ZM134 145V144H133ZM145 145V146H146ZM153 145V144H152ZM164 145H166V144H164ZM232 145V144H231ZM233 145H235V144H233ZM259 145H260V143H259ZM258 144H257V146H259ZM135 146H136V144H135ZM157 146V145H156ZM155 146V147H156ZM209 146H210V144H209ZM218 146H220V148H218ZM226 146V147H225ZM229 146H230V142H229ZM253 146V145H252ZM255 146V145H254ZM168 147V146H167ZM256 147V146H255ZM110 148V147H109ZM212 148V147H211ZM250 148V147H249ZM248 148V149H249ZM258 148V147H257ZM117 149V148H116ZM161 149V148H160ZM159 149V150H160ZM223 149H224V152H223ZM251 149H253V148H251ZM262 149V148H261ZM264 149V148H263ZM113 150H114V148H113ZM213 150V149H212ZM231 150V149H230ZM244 150V149H243ZM258 150V149H257ZM99 151V150H98ZM161 151V150H160ZM181 151V150H180ZM189 151V150H188ZM187 151V152H188ZM214 151H216L217 152V150H215L214 149ZM237 151H239V150H237ZM253 151V150H252ZM261 151V150H260ZM264 151V150H263ZM91 152V151H90ZM93 152V151H92ZM95 152H96V150H95ZM162 152V151H161ZM179 152V151H178ZM183 152V151H182ZM181 152V153H182ZM213 152V151H212ZM216 152H213L215 155H214V160L213 161H211V162H209L208 163V166L205 168L206 169V171H208L209 170V168H211L212 167V165L213 166H215L216 165V158H215V156H216ZM230 152H233V151H230ZM247 152V151H246ZM262 152V151H261ZM156 153H158V152H156ZM184 153H186V152H184ZM219 153V152H218ZM237 153V152H236ZM239 153V152H238ZM256 153V152H255ZM259 153V152H258ZM257 153V154H258ZM90 154V153H89ZM161 154V153H160ZM159 154V155H160ZM164 154V153H163ZM170 154V153H169ZM174 154V153H173ZM172 154V155H173ZM176 154V153H175ZM179 154V153H178ZM210 154V153H209ZM212 154V153H211ZM240 154V153H239ZM183 155V154H182ZM181 155V156H182ZM193 155V154H192ZM218 155V157H219V154H217ZM230 155V154H229ZM233 156H234V154H232ZM231 155V156H232ZM242 155H243V153H242ZM250 155V154H249ZM256 155V154H255ZM93 156V155H92ZM162 156V155H161ZM179 156V155H178ZM239 156H241V155H239ZM246 156V155H245ZM96 157V156H95ZM172 157V156H171ZM173 157H174V155H173ZM177 157V156H176ZM176 157H175V159H176ZM183 157V156H182ZM204 157V156H203ZM221 157V156H220ZM237 157H238V155H237ZM236 157V158H237ZM257 157V156H256ZM92 158H94V157H92ZM155 158V157H154ZM234 158V157H233ZM239 158V157H238ZM237 158V159H238ZM241 158V157H240ZM239 158V160L240 161H238V160H236V161H238L237 163H238V165H239V163L241 164V163H243L244 161H242V159H240ZM243 158V157H242ZM252 158H253V156H252ZM83 159V158H82ZM145 159V158H144ZM156 159V158H155ZM160 159V158H159ZM174 159V158H173ZM179 159V158H178ZM182 159V158H181ZM211 159V158H210ZM213 159V158H212ZM220 159H222V158H220ZM231 159V158H230ZM245 159V158H244ZM84 160V159H83ZM88 160V159H87ZM86 160V161H87ZM92 160V159H91ZM94 160V159H93ZM177 160V159H176ZM192 160V161H193ZM224 160V159H223ZM232 160V159H231ZM255 160V159H254ZM85 161V160H84ZM145 161H149V160H145ZM154 161V160H153ZM156 161V160H155ZM160 161V160H159ZM164 161V160H163ZM163 161H162V158H161V162H162V168H164V169H166V170H171V175L175 178H177L176 179V183H177V185L179 186V187H181L182 188V186H181V182L182 181H180L179 180V178L180 177H182L181 175H179V171L181 170V169H183V168H179V167H175L174 166V160H173V162H170L169 164H165V163H163ZM181 161V160H180ZM179 161V162H180ZM94 162V161H93ZM158 162V161H157ZM168 162V161H167ZM177 162V161H176ZM189 162V161H188ZM80 163V162H79ZM81 163H83V162H81ZM80 163V164H81ZM85 163V162H84ZM150 163V162H149ZM153 163V162H152ZM218 163V162H217ZM230 163V162H229ZM251 163V162H250ZM86 164V163H85ZM246 164V163H245ZM75 165V164H74ZM76 165H78V164H76ZM160 165V164H159ZM219 165V164H218ZM222 165V164H221ZM224 165V164H223ZM225 165H227L226 163H225ZM229 165V164H228ZM235 165V164H234ZM242 165V164H241ZM241 165H239V167L241 166ZM249 165V164H248ZM247 165V166H248ZM257 165V164H256ZM259 165V164H258ZM71 166V165H70ZM80 166V165H79ZM82 166H83V164H82ZM161 166V165H160ZM220 166V165H219ZM232 166V165H231ZM243 166H244V164H243ZM246 166V167H247ZM250 166V165H249ZM248 166V167H249ZM76 167V166H75ZM75 167H73V168H75ZM84 167V166H83ZM86 167V166H85ZM84 167V168H85ZM92 167V166H91ZM90 167V168H91ZM222 169H223V167L222 166H220ZM233 167V166H232ZM242 167V166H241ZM245 167V166H244ZM252 167V166H251ZM257 167V166H256ZM259 167V166H258ZM257 167V168H258ZM70 168V167H69ZM68 168V169H69ZM72 168V167H71ZM70 168V169H71ZM81 168V167H80ZM87 168V167H86ZM85 168V169H86ZM213 168V167H212ZM225 168V167H224ZM234 168V167H233ZM232 168V169H233ZM243 168V167H242ZM241 168V169H242ZM260 168V167H259ZM262 168V167H261ZM65 169V168H64ZM69 169V170H70ZM76 169V168H75ZM93 169V168H92ZM91 169V170H92ZM205 169H204V171H205ZM208 169V170H207ZM214 169H215V167H214ZM217 169H219V167L217 168ZM217 169H215V170H217ZM254 169V168H253ZM263 169V168H262ZM261 169V170H262ZM74 170V169H73ZM165 170V171H166ZM219 170H221V169H219ZM219 170H217V172L218 173H214L215 174V176H219L220 174H219ZM252 170V169H251ZM256 170V169H255ZM254 170V171H255ZM261 170H260V173H261ZM66 171V170H65ZM77 171V170H76ZM81 171H82V169H81ZM83 171H87V170H83ZM164 171V172H165ZM229 171V170H228ZM243 171H245L244 170V168H243ZM60 172V171H59ZM94 172V171H93ZM162 172V171H161ZM246 172V171H245ZM248 172V171H247ZM246 172V173H247ZM251 172V171H250ZM63 173V172H62ZM65 173H67V172H65ZM81 173H83V174H85L86 172H79V174H81ZM253 173V172H252ZM251 173V174H252ZM258 173H259V171H258ZM78 174V173H77ZM83 174H81V175H83ZM91 174H92V172H91ZM164 174V173H163ZM166 174V173H165ZM181 174V173H180ZM205 173H203V175H204ZM207 174V173H206ZM217 174V175H216ZM229 174V173H228ZM231 174V173H230ZM242 174V173H241ZM250 174V175H251ZM261 174H263V173H261ZM86 176L88 175L89 177H90V175L89 174H85ZM84 176V175H83ZM167 176V175H166ZM170 176V175H169ZM168 176V177H169ZM171 176V177H172ZM230 176V175H229ZM249 176V175H248ZM260 176V175H259ZM88 177V178H89ZM93 177V176H92ZM105 177V176H104ZM213 177V176H212ZM246 178H247V175L245 176ZM264 177V176H263ZM74 178H76L75 176H73V179ZM84 178H87V177H84ZM155 178H156V180L158 181V184H159V189H156V187H153V190H150L151 188H149V191H147L146 192V194H143L142 192H141V194L143 195H139V196H141L142 198H139V199H135L134 201H131V200H133V199H130L131 197L129 196L128 197V195H126L125 193H123V194H121V193H119V194H121V195H126V196H124V198H122V197H120V199L121 200H119L120 201V203L123 205H121L122 206V208H126V207H124V206H127V205H131V206H133V208H135L134 209V212H139V214H141V216H142V214H144L143 213V208H142V206H144L149 200L150 201H152L153 202V205L155 206L154 208H155V212H156V214H158V216L160 215H164L163 216V218H165L166 216L168 217V212H167V207H166V200L165 199H168V198H166V196H165V193H164V191H165V189L167 188V184H170V183H168L167 182V184L165 183V180H164V176H155ZM188 178V177H187ZM253 178V177H252ZM68 179H70V178H68ZM73 179H72V181H73ZM149 179V178H148ZM169 179V178H168ZM167 179V180H168ZM172 179V178H171ZM231 179V178H230ZM249 179V178H248ZM251 179V178H250ZM259 179V178H258ZM183 180V179H182ZM207 180H209V179H207ZM211 180V179H210ZM209 180V181H210ZM216 180H218V178L216 179ZM216 180H214L213 179V181H216ZM232 180V179H231ZM230 180V181H231ZM252 180L253 179H251V182H252ZM256 179H254V181H255ZM75 181V180H74ZM77 181V180H76ZM206 181V180H205ZM264 181V180H263ZM79 182V181H78ZM169 182H171V181H169ZM174 182V181H173ZM203 182H204V180H203ZM229 181H227V183H228ZM232 182V181H231ZM258 182V181H257ZM77 183V182H76ZM188 183V182H187ZM196 183V182H195ZM221 183V182H220ZM220 183H214V186L213 187H211L213 184H211V183H207L208 185H209V187H211V188H209L208 189V191L209 192H215V194L217 193L218 194V197L216 196V195H213V196H215V198H216V200L215 201H209V200H207V201H205V202H210L209 204L211 205V203L214 205V202L216 203V201L217 202H219V203H223L222 205H224L225 204V206H226V203L225 202H230V200H231V198H229L230 200H228V201H226L227 200V198H226V196L225 195H227V193H229V191L228 190H231L230 189V187H228L229 185H227L226 186V184H224L223 185V183L222 184H220ZM226 183V182H225ZM264 183V182H263ZM45 184V183H44ZM125 184V183H124ZM145 184H146V182H145ZM171 184H172V182H171ZM170 184V185H171ZM230 184V183H229ZM19 185V184H18ZM43 185V184H42ZM192 185V184H191ZM204 185V184H203ZM231 185V184H230ZM233 185V184H232ZM258 185H259V183H258ZM6 186V185H5ZM44 186V185H43ZM146 186V185H145ZM145 186H143L144 188H145ZM149 186H153V185H149ZM155 186H157V185H155ZM169 186V185H168ZM228 187L229 189L227 190L228 192H226V194H225V188L226 187ZM233 186H235V185H233ZM232 186V187H233ZM42 187V186H41ZM67 187V186H66ZM130 187V186H129ZM128 187V188H129ZM184 187V186H183ZM207 187V186H206ZM205 187V188H206ZM253 187H254V185H253ZM264 187V186H263ZM263 187H261V188H263ZM46 188V187H45ZM120 188V187H119ZM143 188V189H144ZM155 188V189H154ZM169 188V187H168ZM173 188V187H172ZM172 188H171V190H172ZM192 187H190V189H191ZM203 188V187H202ZM260 188V189H261ZM32 189H34V188H32ZM104 189V188H103ZM118 189V188H117ZM142 189V190H143ZM183 189V188H182ZM188 189V188H187ZM30 190H31V188H30ZM46 190V189H45ZM65 190V189H64ZM67 190H68V188H67ZM102 190V189H101ZM106 190H108V189H105V193H106ZM120 189H118L117 191H119ZM138 190V189H137ZM146 190V188L144 189V191ZM147 190H148V188H147ZM186 190V189H185ZM203 190H204V188H203ZM235 190V189H234ZM256 190V189H255ZM262 190V189H261ZM48 191V190H47ZM73 191V190H72ZM111 191V190H110ZM109 191V192H110ZM123 191V190H122ZM122 191H120V192H122ZM129 191V190H128ZM198 191V189L196 188V191H194V192H197ZM264 191V190H263ZM42 192V191H41ZM61 192V191H60ZM65 192V191H64ZM70 192H71V190L69 189V193L68 194H70ZM104 192V191H103ZM108 192V193H109ZM114 192V191H113ZM125 192H127V190L125 191ZM167 192V191H166ZM172 192V191H171ZM186 192V191H185ZM191 192H192V190H191ZM25 193V192H24ZM75 192H73V194H74ZM115 193V192H114ZM117 193V192H116ZM139 193V192H138ZM145 193V192H144ZM202 193V192H201ZM203 193H205V198H206V191L204 190V192ZM34 194V193H33ZM66 194V193H65ZM72 194V193H71ZM72 194V195H73ZM104 194V193H103ZM113 194V193H112ZM210 194V193H209ZM214 194V193H213ZM258 194H260V193H257L256 195H257V197L259 196ZM16 195V194H15ZM35 195V194H34ZM34 195L32 196V197H34ZM44 197L46 198V200H48L49 201V203L47 204V207H46V209H48V211L51 209V210H53L52 208V206L54 205V203H55V201L53 200V195L51 196V194H49L48 192H45L44 193ZM55 195V194H54ZM64 195V194H63ZM67 195V194H66ZM107 195V194H106ZM111 194L109 193V196H110ZM130 195V194H129ZM187 195V194H186ZM186 195H184L185 196V198H186ZM204 195V194H203ZM203 195H201V197L203 196ZM208 195V194H207ZM43 196V195H42ZM71 195H69V197H70ZM77 196V195H76ZM104 196H105V194H104ZM108 196V195H107ZM112 196V195H111ZM110 196V197H111ZM135 197H136V194L134 195ZM183 196V197H184ZM193 196V195H192ZM199 196V195H198ZM209 196V195H208ZM211 196V195H210ZM228 196V195H227ZM261 196V195H260ZM61 197V196H60ZM69 197H68V199H69ZM73 197V196H72ZM114 197V196H113ZM116 197V196H115ZM169 197V196H168ZM172 197V196H171ZM176 198H177V196H175ZM174 197V198H175ZM195 197V196H194ZM229 197V196H228ZM263 197V196H262ZM2 198V197H1ZM28 198V197H27ZM65 199H66V197H64ZM104 198H106V197H104ZM117 198V197H116ZM119 198V197H118ZM192 198V197H191ZM196 198V197H195ZM208 198V197H207ZM211 199L210 200H212V198L214 199V197H210ZM5 199V198H4ZM73 198H71L70 199V201L72 200ZM77 199V198H76ZM75 199V200H76ZM171 199V198H170ZM173 199V198H172ZM184 199V198H183ZM193 199V198H192ZM198 199V198H197ZM209 199V198H208ZM74 200V201H75ZM78 200V199H77ZM111 200V199H110ZM178 200V199H177ZM200 200L201 199H199V201H197V202H199V203H201L200 202ZM13 201V200H12ZM69 201V200H68ZM73 201V200H72ZM118 201V202H119ZM202 201V200H201ZM3 202V201H2ZM76 202V201H75ZM103 202V201H102ZM101 202V203H102ZM105 202V201H104ZM107 202V201H106ZM105 202V203H106ZM40 203V202H39ZM38 202L36 203V204H39ZM84 203V202H83ZM105 203H103V204H105ZM199 203H198V205H199ZM235 203H238V202H235ZM41 204V203H40ZM39 204V205H40ZM73 204V203H72ZM71 204V205H72ZM76 204H79V205H77V206H81V204H80V201L78 200L76 203H75V205ZM91 204V203H90ZM108 204V203H107ZM170 204V203H169ZM185 204V203H184ZM192 204V203H191ZM196 204V203H195ZM206 204V203H205ZM217 204V203H216ZM215 204V205H216ZM258 204V203H257ZM99 205V204H98ZM106 205V204H105ZM105 205L103 206V207H105ZM221 205V206H222ZM231 205V204H230ZM1 206V205H0ZM33 206L35 207L36 205L35 204H33ZM44 206V205H43ZM86 206V205H85ZM101 206V205H100ZM187 206V205H186ZM196 206V205H195ZM201 206V205H200ZM203 206V205H202ZM212 206V205H211ZM235 206L236 207H238V206H240V205H238V204H235ZM234 206V207H235ZM260 206V205H259ZM258 206V207H259ZM5 207V206H4ZM81 207H83V206H81ZM108 207V206H107ZM138 207H141V208H138ZM188 207V206H187ZM206 207H207V205H206ZM205 207V208H206ZM209 207V206H208ZM207 207V208H208ZM224 207V206H223ZM231 206H229L228 208H230ZM241 207V206H240ZM7 208V207H6ZM27 208V207H26ZM54 208H57V207H54ZM79 209H80V207H78ZM85 208V207H84ZM88 208H89V206H88ZM145 208V207H144ZM171 208V207H170ZM202 208H204V207H202ZM206 208V209H207ZM3 209H5V208H3ZM30 209V208H29ZM31 209H32V207H31ZM83 209V208H82ZM87 208H85V210H86ZM101 209V208H100ZM109 209V208H108ZM121 209V208H120ZM151 209V208H150ZM191 209V208H190ZM236 209V208H235ZM27 210V209H26ZM55 211H56V209H54ZM70 210V209H69ZM76 210H78V209H76ZM84 210V209H83ZM89 210V209H88ZM102 210H103V208H102ZM105 210H107L106 208H105ZM119 210V209H118ZM117 210V212H115L114 214H112V216H113V218L114 219H116L117 220V224L118 225H116V224H114L113 223V221L114 220H111L110 221V219H108L107 218V221L108 222H106V223H104V222H102V223H104V224H101L100 225V227L98 228V234H96L95 233V235L94 234H92V233H90V234H92L93 236H91V237H86L85 236V233L87 232H83L84 233V235H81V236H78L77 238H74V237H72V235H71V232H72V230H66V231H68V233H69V231H70V237H69V244H73V243H79V244H81V245H86V246H89V247H95L96 245H98L97 244V242H99L100 243V245H101V247H99L98 249V251L99 252H97V255H99V258L96 260V261H92V259H90L91 258V255L89 254V252H88V254H84V255H81V259H79L78 257H77V259H79V261L77 262L78 264H139V262L137 263V261L136 260H134V258H135V256L133 255V253L132 252H134L133 251V249L131 250L130 249V245H135L137 248H136V250H137V255H138V253H140L141 254V252H139V251H141L142 249L140 248V245H139V243H138V241L136 240V238L134 237V235H133V231H132V229L133 230H135V229H137V228H135L134 229V227L136 226L137 227V224H138V222H137V224H136V222H135V226H134V222H133V226H132V223L130 222H128L129 221V219H130V217H129V219H128V221H127V213H125V212H122V211H118ZM122 210V209H121ZM129 210V209H128ZM171 210V209H170ZM194 210V209H193ZM201 210V209H200ZM213 210H215V209H213ZM224 210V209H223ZM230 210V209H229ZM229 210H227L228 212H229ZM264 210V209H263ZM0 211H1V207H0ZM4 211V210H3ZM98 211H99V209H98ZM101 211V210H100ZM99 211V212H100ZM132 211V210H131ZM153 211H154V209H153ZM152 211V212H153ZM192 211V210H191ZM199 211V210H198ZM208 211H210V210H208ZM234 211V210H233ZM259 211H260V209H259ZM30 212H32V211H30ZM44 212V211H43ZM54 212V211H53ZM88 212V211H87ZM90 212V211H89ZM106 212L107 211H105V214H106ZM109 212V211H108ZM107 212V213H108ZM113 212V211H112ZM133 212V211H132ZM145 212H146V210H145ZM149 212V211H148ZM150 212H151V210H150ZM149 212V214H151ZM171 212H172V210H171ZM174 212V211H173ZM172 212V213H173ZM241 212V211H240ZM264 212V211H263ZM27 213V212H26ZM33 213H35V211L33 212ZM32 213V214H33ZM73 213V212H72ZM71 213V214H72ZM83 213H85V212H83ZM147 213V212H146ZM145 213V214H146ZM188 214H189V212H187ZM210 213V212H209ZM208 213V214H209ZM233 213V212H232ZM32 214L30 213V215L32 216ZM52 214H55V213H52ZM81 214V213H80ZM86 214V213H85ZM90 214V213H89ZM105 214L104 215H101V217L102 216H105ZM109 214H110V212H109ZM126 214V215H125ZM143 215L144 216V220H145V222H146V225H147V227L149 226L148 224L150 223V222H147L150 218H148L146 215H149L148 213L146 214V215ZM171 214V213H170ZM175 214V213H174ZM195 214H197L196 212H195ZM220 213H217V210H215V211H213L212 213H210L209 215H207L206 216V214H205V216L207 217V219L206 220H202V222H205V227L203 228V229H200L196 224H195V221H192V222H190L189 221V223H190V237H188V236H185V237H188L189 238V240H187V243H185V252L187 253L186 255H188V253H190L189 255L191 256V263L190 264H206V262H208L207 260H209V261H211L210 259H212L210 256L211 255H208V254H204V252H214L215 253V248H213V249H211V248H209V249H211L212 251H210V250H206V251H204L205 249L203 248V246H206V244L208 243V242H210L211 240H209V239H212V243H214L213 241H215L216 242V245L218 244H220V245H222L223 244V246L226 248V247H230L229 246V242H231V243H235L237 246L239 245V243H236V239L238 238V236H236L237 235V233H235L234 231H235V229H234V231L233 232H231L232 233V235H231V237H228L229 236V234H231V233H229V231H228V229H227V227H221V225H218L219 223H221V222H219V217H220V215H219ZM223 214V213H222ZM226 214V213H225ZM261 214V213H260ZM263 214V213H262ZM34 215V214H33ZM46 215V214H45ZM74 215V214H73ZM111 215V214H110ZM153 215V214H152ZM192 215V214H191ZM194 215V214H193ZM192 215V216H193ZM202 215H204V214H202ZM201 215V216H202ZM227 215H228V213H227ZM227 215H224L225 217H227ZM86 216H88V215H86ZM92 216V215H91ZM107 216V215H106ZM128 216H130V215H128ZM132 216V215H131ZM154 217H155V215H153ZM157 216V215H156ZM170 216V215H169ZM263 216V215H262ZM74 217V216H73ZM75 217H76V215H75ZM90 217V216H89ZM99 217V216H98ZM101 217L99 218V219H101ZM134 217V216H133ZM133 217H131V219L133 218ZM228 217H229V215H228ZM244 217V216H243ZM87 218V217H86ZM112 218V217H111ZM136 218V217H135ZM169 218V217H168ZM175 218V217H174ZM188 218H189V215H188ZM193 218V217H192ZM221 218V217H220ZM246 218V217H245ZM90 220L92 219V217H90L89 218ZM103 219V218H102ZM156 219H158V220H160L161 219V217L159 218H155V221H156ZM244 219V218H243ZM261 219V218H260ZM78 220V219H77ZM98 220V219H97ZM134 220V219H133ZM158 220H157V222H158ZM168 220V219H167ZM166 220V221H167ZM171 220V219H170ZM174 220V219H173ZM172 220V221H173ZM221 220H222V218H221ZM88 221V220H87ZM131 221V220H130ZM135 221V220H134ZM141 221H143V220H141ZM141 221L139 222V223H141ZM153 221H154V219H153ZM152 221V222H153ZM161 221V220H160ZM217 222L216 224L218 225V228L219 229H217V227L216 226H214V223L213 222ZM245 221V220H244ZM90 222H92V221H90ZM89 222V223H90ZM94 222V221H93ZM101 222V221H100ZM151 222V223H152ZM156 222V223H157ZM168 222V221H167ZM180 222V221H179ZM186 222V221H185ZM184 222V223H185ZM98 223H99V221H98ZM98 223L96 222V225H98ZM144 222H142L140 225L138 224V226H139V228H138V230L141 228L140 226L143 224ZM151 223H150V226H152L151 225ZM155 223V224H156ZM170 223H171V221H170ZM201 223V222H200ZM199 223V224H200ZM262 223H264V221H262ZM91 224V223H90ZM94 224V223H93ZM145 224V223H144ZM144 224L142 225V231L145 229V230H147V228L144 226ZM157 224H159V223H157ZM163 224V223H162ZM166 223H164L163 225H165ZM178 224V223H177ZM183 224V223H182ZM181 224V225H182ZM203 224V223H202ZM246 224V223H245ZM172 225H173V223H172ZM180 225V224H179ZM201 225V224H200ZM243 225V224H242ZM88 226V225H87ZM86 226V227H87ZM145 228H144V227ZM149 226V228H151ZM158 226V225H157ZM156 226V228L157 229H159V231H160V228H162V227H157ZM159 226H161V224H159ZM166 226V225H165ZM177 226V225H176ZM176 226H174L175 228H176ZM185 226V225H184ZM244 226V225H243ZM246 226V225H245ZM95 227H98V226H95ZM153 227V226H152ZM172 227V226H171ZM182 227V226H181ZM216 227V228H215ZM252 227V226H251ZM263 227V226H262ZM69 228V227H68ZM90 228V227H89ZM154 228V227H153ZM167 228H168V225H167ZM166 228V229H167ZM173 228V227H172ZM240 228V227H239ZM82 229V228H81ZM93 229V228H92ZM97 229V228H96ZM96 229H94V231H96ZM140 229V230H141ZM157 229H154L153 231L154 232H156V230ZM178 229V228H177ZM63 230V229H62ZM85 230V229H84ZM88 230H90V229H88ZM138 230H136V231H138ZM149 230V229H148ZM162 230H163V232H164V229L162 228ZM175 230V229H174ZM179 230V229H178ZM178 230L177 231H175V232H177L178 233ZM222 230H224V231H222ZM240 230V229H239ZM248 230H249V228H248ZM251 230H253V229H251ZM94 231H93V233H94ZM158 231V230H157ZM158 231V232H159ZM181 231V230H180ZM186 231V230H185ZM244 231V230H243ZM255 231V230H254ZM59 232V231H58ZM89 232H91V231H89ZM88 232V233H89ZM158 232H156L157 234H158ZM166 232V231H165ZM171 232V231H170ZM169 232V233H170ZM172 232H173V230H172ZM218 232V233H217ZM247 232V231H246ZM67 233V232H66ZM67 233V234H68ZM87 233V234H88ZM134 233H136V232H134ZM150 233H152V231H150ZM168 233V232H167ZM166 233V234H167ZM185 233V232H184ZM187 233V232H186ZM228 233V234H227ZM240 233H242V232H240ZM251 233V232H250ZM249 233V234H250ZM257 233V232H256ZM64 234H65V232H64ZM82 234V233H81ZM161 234V236H162V233H160ZM159 234V235H160ZM163 234H165V233H163ZM173 234V233H172ZM259 234H260V232H259ZM258 234V235H259ZM89 235V234H88ZM151 235V234H150ZM153 235V234H152ZM154 235H155V233H154ZM169 235V234H168ZM167 235V236H168ZM184 235H186V234H184ZM245 235V234H244ZM257 235V234H256ZM262 235H264V234H261V236ZM156 237H154V238H156L157 239V235H155ZM239 236H240V234H239ZM250 237H251V235H249ZM153 237V236H152ZM163 237H164V235H163ZM182 237V236H181ZM221 238L222 240H220L219 238ZM263 237V236H262ZM68 238V237H67ZM160 238V237H159ZM158 238V239H159ZM165 238V237H164ZM164 238L163 239H161L160 238V241H162V240H164ZM166 238H169V237H166ZM165 238V239H166ZM256 238H257V236H256ZM141 239V238H140ZM155 239V240H156ZM157 239V240H158ZM171 239V238H170ZM174 239V238H173ZM177 239V238H176ZM182 239V238H181ZM185 239V238H184ZM183 239V240H184ZM187 239V238H186ZM185 239V240H186ZM218 239H219V241H220V243H219V241H218ZM229 239H231V240H229ZM247 239V238H246ZM245 239V240H246ZM254 239V238H253ZM142 240H144L145 242H146V240L145 239H142ZM149 240V239H148ZM147 240V242L148 243H150L149 241ZM150 240H154V239H150ZM244 240V238L242 237V240L241 241H243ZM249 240V239H248ZM258 240H260V238L258 239ZM32 241V240H31ZM169 241V240H168ZM171 241V240H170ZM175 241V240H174ZM178 240H176V242H177ZM208 241V242H207ZM221 241L223 242V243H221ZM240 241V242H241ZM114 242V244H112ZM154 244H155V242L154 241H152ZM158 241H156V243H157ZM165 243H166V241H164ZM164 242L163 243H161V242H159V243H157V244H164ZM173 242V241H172ZM172 242H171V245L169 244L168 245V248H169V246H172ZM249 242V241H248ZM262 243H263V241H261ZM138 243V244H137ZM175 243V242H174ZM173 243V244H174ZM206 243V244H205ZM211 243V242H210ZM233 243V244H234ZM259 243V242H258ZM15 244V243H14ZM96 244V245H95ZM144 244V243H143ZM147 244V243H146ZM157 244H155L156 246H157ZM234 244V245H235ZM160 245V247H162L163 248V246H161ZM215 245V246H216ZM216 246V250H217V252L216 253H218V251H220V253H221V251H223L224 250V252H227V250H225V249H223L222 250V248H220L219 246ZM261 245V244H260ZM155 246V247H156ZM165 246H166V244H165ZM175 246V245H174ZM213 246V245H212ZM236 246V247H237ZM240 246V248H241V245H239ZM3 247V246H2ZM1 247V248H2ZM142 247V246H141ZM160 247H157L158 249L160 248ZM209 247V246H208ZM214 247V246H213ZM218 247V248H217ZM236 247H235V249H236ZM243 247V246H242ZM165 248V247H164ZM172 248V247H171ZM237 248H239V247H237ZM115 250V252L114 251H111V250ZM154 249V247L152 248V250ZM161 249V248H160ZM166 249H167V247H166ZM173 249V248H172ZM242 249V248H241ZM244 249V248H243ZM135 250V249H134ZM165 250V249H164ZM170 250V249H169ZM214 250V251H213ZM14 251V250H13ZM158 251V250H157ZM167 251H168V249H167ZM167 251H164V252H167ZM170 251H172V250H170ZM229 251V250H228ZM242 251V250H241ZM245 251V250H244ZM243 251V252H244ZM136 252V251H135ZM160 252H161V250H160ZM159 251L158 252H156L157 254H158V257H159V253H160ZM164 252H161V254L163 253V255L164 254H166V253H164ZM175 252H177V251H175ZM183 252V251H182ZM242 252V253H243ZM153 253H155V252H153ZM229 253H232V252H229ZM25 254V253H24ZM117 254H120V256H119V258L116 256ZM156 254V255H157ZM160 254V256H163V255H161ZM169 254H170V252H169ZM169 254H168V256H167V254H166V256L167 257H169ZM172 254V253H171ZM219 254V253H218ZM227 254V253H226ZM234 254V253H233ZM11 255V254H10ZM132 255L134 256V258L132 257ZM145 255V254H144ZM153 255H155V254H153ZM173 255V254H172ZM174 255H175V253H174ZM189 255L186 257V258H190L189 257ZM229 255V254H228ZM230 255H232V254H230ZM244 255V254H243ZM247 255V254H246ZM249 255V254H248ZM253 255H255V254H253ZM147 256V255H146ZM177 256V255H176ZM178 256H179V254H178ZM177 256V257H178ZM183 256V255H182ZM209 256V257H208ZM212 256H215V254L214 255H212ZM236 256V255H235ZM234 256V257H235ZM250 256V255H249ZM248 256V257H249ZM256 256V255H255ZM259 256V255H258ZM258 256H257V258H258ZM261 256V255H260ZM10 257V256H9ZM22 257V256H21ZM38 257V256H37ZM141 257V256H140ZM149 257H150V255H149ZM164 258V259H169V258ZM174 257V256H173ZM172 257V258H173ZM216 258L215 259H217L219 262H217V263H220V261L222 260L223 261V259H221V260H219V257H221L220 255H219V257H217V256H215ZM228 257H230V256H227L226 258H228ZM234 257H232V259H234ZM245 258H246V256H244ZM251 257H253L252 256V254H251ZM146 258V257H145ZM155 259H156V256L154 257ZM153 258V259H154ZM171 258V257H170ZM171 258V259H172ZM184 258V257H183ZM186 258H184V259H186ZM225 258V259H226ZM236 258V257H235ZM238 258V257H237ZM236 258V259H237ZM255 258V257H254ZM257 258H256V260H257ZM262 258V257H261ZM15 259V258H14ZM12 260V261H15V260ZM17 259V258H16ZM148 259H151V258H148ZM159 260H161L162 258H158ZM157 259V260H158ZM163 259V260H164ZM176 259V258H175ZM183 259V260H184ZM214 259V260H215ZM229 259V258H228ZM231 259V260H232ZM243 259V258H242ZM263 259V258H262ZM64 260V259H63ZM141 260V259H140ZM173 260V259H172ZM180 260V259H179ZM182 259H181V261H178V259H177V261L179 262V264H181L180 262H182L183 261ZM213 260V261H214ZM216 260V261H217ZM238 260V261H237ZM236 261H235V264H241L242 262H241V260H240V263H239V258L237 259ZM246 260V259H245ZM248 260H251L250 258L248 259ZM247 260V262H249ZM253 260V259H252ZM252 260H251V263H252ZM264 260V259H263ZM142 261H144V260H142ZM151 261V260H150ZM167 261V260H166ZM171 261V260H170ZM187 261H188V263H189V261H190V259H187ZM230 261V260H229ZM234 261V260H233ZM244 261V260H243ZM259 261V260H258ZM75 262V263H76ZM145 262V261H144ZM144 262H141L140 261V263H144ZM147 262V261H146ZM152 262H154V261H152ZM152 262H147L148 264H152ZM161 262H163L162 260H161ZM173 262V261H172ZM172 262H169V260L166 262V264L168 263V264H170V263H172ZM231 262V261H230ZM254 262V261H253ZM256 262V261H255ZM260 262H262V261H259L258 263H260ZM2 263V262H1ZM39 262H37V264H38ZM51 263V262H50ZM154 263H156V262H154ZM153 263V264H154ZM158 263H160V262H158ZM158 263H156V264H158ZM165 263V262H164ZM186 261H183V264H188ZM210 263V262H209ZM212 263V262H211ZM250 263V264H251ZM264 262H262L261 264H263ZM145 264V263H144ZM160 264H163V263H160ZM172 264H174V262L172 263ZM214 264V263H213ZM224 264V263H223ZM233 264H234V262H233ZM248 264V263H247ZM253 264V263H252Z\"/></svg>",
  "mask_w": 264,
  "mask_h": 264
}]
</instances>
